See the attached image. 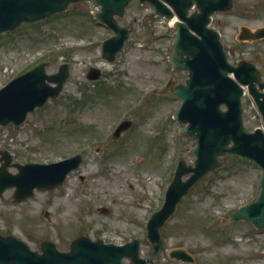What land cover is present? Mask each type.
Listing matches in <instances>:
<instances>
[{"label": "rangeland", "instance_id": "rangeland-1", "mask_svg": "<svg viewBox=\"0 0 264 264\" xmlns=\"http://www.w3.org/2000/svg\"><path fill=\"white\" fill-rule=\"evenodd\" d=\"M232 3L228 12L212 15L210 27L220 35L230 64L245 60L264 71V39H237L241 27L255 31L264 26V0ZM98 10L84 0L0 34V88L41 62H48V75L64 63L69 69L58 97L29 114L23 125L0 127V153H10L20 164L82 156L80 166L56 189L34 191L23 202L13 199V188L6 189L0 197V235L20 239L31 250L47 240L60 251L81 235L116 245L138 239L139 255L148 259L152 247L146 223L164 202L179 158L187 164L195 159L190 153L195 142L180 133L184 125L173 119L180 98L159 90L170 76L183 84L187 73L172 71L168 63L176 34L172 22L136 0L117 19L129 30V39L115 62H106L100 44L113 33L93 20ZM90 69L100 71L98 80H87ZM242 108L249 131L262 127L247 94ZM123 120L131 126L113 137ZM222 161L191 188L161 227L159 250L148 264H264V228L223 220L257 197L260 170L233 156ZM173 250L185 251L193 262L171 259Z\"/></svg>", "mask_w": 264, "mask_h": 264}, {"label": "water", "instance_id": "water-1", "mask_svg": "<svg viewBox=\"0 0 264 264\" xmlns=\"http://www.w3.org/2000/svg\"><path fill=\"white\" fill-rule=\"evenodd\" d=\"M82 0H0V34L12 31L22 23L44 20L55 13L66 10L70 3ZM100 6L94 16L113 31L114 35L101 43V56L113 62L129 37L126 28L120 27L116 17L125 14L131 0H92ZM150 3L158 16L172 19L176 36L170 63L174 70L187 71L184 84L174 85L170 79L162 89L181 98L182 103L174 114L178 124L185 127L181 133L195 141L190 150L195 156L191 165L180 158L167 188L161 208L154 212L146 225V239L153 252L149 259L139 257L137 239L124 245L105 244L101 240L91 241L85 236L74 239L67 252H61L49 241H43L40 252L32 251L27 244L11 235H0V264H121L128 259L132 264L152 263L160 245L159 230L175 212L183 196L206 174L222 165L221 157L236 156L253 162L261 170L260 191L257 198L239 207L225 220L247 221L255 229L264 228V130L256 128L249 132L242 121L241 97L246 88L252 97L264 127V81L262 70L252 63L239 61L231 65L219 41L218 33L207 28L215 12H227L232 0H138ZM190 9L192 13L190 15ZM264 38V27L250 32L241 27L239 40ZM48 63H40L30 71L12 79L0 89V126L21 125L28 113L44 106L49 98L59 95L66 78L68 65L63 64L59 72L47 75ZM99 71L91 69L89 80H96ZM225 106L226 110H221ZM126 121L115 131L130 126ZM81 155H76L50 164L12 163L8 152L0 153V196L5 189L14 188L13 198L23 201L33 195L34 190H48L61 185L67 174L77 169ZM8 168H15L12 174ZM186 177L184 180L183 178ZM48 219L47 212L44 213ZM172 259L192 262L193 258L183 250L169 253Z\"/></svg>", "mask_w": 264, "mask_h": 264}, {"label": "flooded vegetation", "instance_id": "flooded-vegetation-1", "mask_svg": "<svg viewBox=\"0 0 264 264\" xmlns=\"http://www.w3.org/2000/svg\"><path fill=\"white\" fill-rule=\"evenodd\" d=\"M126 260V259H125Z\"/></svg>", "mask_w": 264, "mask_h": 264}]
</instances>
